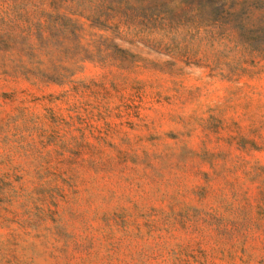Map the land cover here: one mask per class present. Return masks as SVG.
<instances>
[{
    "label": "rangeland",
    "instance_id": "1",
    "mask_svg": "<svg viewBox=\"0 0 264 264\" xmlns=\"http://www.w3.org/2000/svg\"><path fill=\"white\" fill-rule=\"evenodd\" d=\"M0 264H264V0H0Z\"/></svg>",
    "mask_w": 264,
    "mask_h": 264
}]
</instances>
